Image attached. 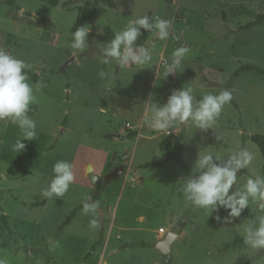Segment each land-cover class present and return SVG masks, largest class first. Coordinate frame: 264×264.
I'll list each match as a JSON object with an SVG mask.
<instances>
[{"label":"rangeland","instance_id":"rangeland-1","mask_svg":"<svg viewBox=\"0 0 264 264\" xmlns=\"http://www.w3.org/2000/svg\"><path fill=\"white\" fill-rule=\"evenodd\" d=\"M84 7L90 17L79 19ZM262 14L264 0H59L57 6L43 0H0V48L25 61V71L43 85L30 105L37 136L21 140L26 145L22 152L13 151L22 138L18 126L0 121V257L7 264H264V249L244 242L245 229L264 215L257 202L250 199L239 217L223 219L214 231L208 227L212 213L191 206L178 192L198 153L226 158L241 148L251 152L254 159L240 170L234 189L250 177H264V161L251 142L254 136L264 137V75L234 76L247 64L264 70V23L240 29ZM144 15L151 22L156 17L171 22L168 39H153L149 33L137 43L150 41L152 62L103 64L106 43ZM85 24L89 46L81 52L71 47L70 33ZM179 47L191 51L176 73L164 77L163 65ZM181 87L193 89L194 103L224 89L231 91L232 100L211 129L189 121L174 125L167 135L148 127L147 105L166 103ZM125 124L141 125L137 136L117 137L129 134ZM162 145L170 146L171 153ZM113 159L124 173L104 183ZM59 160L73 165L75 180L62 197H45ZM12 163L29 174L8 176ZM145 164L151 166L143 168ZM89 197V202H99L95 216L82 211ZM42 201L40 207L30 206ZM3 216L17 253L1 231ZM93 219L98 221L95 229L90 227ZM160 228L163 237L175 235L167 261L155 249L163 238H158Z\"/></svg>","mask_w":264,"mask_h":264},{"label":"clouds","instance_id":"clouds-1","mask_svg":"<svg viewBox=\"0 0 264 264\" xmlns=\"http://www.w3.org/2000/svg\"><path fill=\"white\" fill-rule=\"evenodd\" d=\"M153 33V39L166 40L170 35L171 22L156 17L151 22L147 15L129 21V24L114 34L103 50V64L116 61L121 67L136 65L143 66L152 62L149 51L150 41L137 44L141 30ZM90 27L85 24L70 33L71 47L84 51L88 46ZM191 50L188 47H179L172 53L171 62L164 63V77L174 74ZM29 65L0 48V121L8 120L18 126L21 139L13 145V151L22 152L26 145L21 140L32 141L37 136L36 122L28 116L30 105L36 101V92L43 87L37 83L35 87L28 82L25 71ZM143 69V68H141ZM104 75L103 72L100 73ZM232 100L231 91L224 89L218 94L207 93L194 103L193 89L181 87L173 90L166 103L151 102L145 108L144 123L158 132L171 134L169 129L174 125L187 124L189 121L201 129H211L220 116L224 106ZM254 156L245 148L232 152L225 158L212 152L198 153L192 167V174L183 179L178 192L184 200L195 208L205 209L209 215L225 209L227 217L223 219L231 222V218L239 217L245 208H248L250 199L258 203V208L264 210V177L248 178L240 189H234L240 170L247 168ZM53 176L46 189L45 197H62L74 182L73 165L65 160H59L53 165ZM234 189V190H232ZM230 190H232L230 192ZM86 198L82 202V211L85 215H96L99 208L98 201ZM220 220L219 215L216 216ZM90 227H98V221H90ZM244 242L252 249H264V215L258 217V223L249 224L245 229ZM53 247L58 241L52 240ZM0 264H7L0 257Z\"/></svg>","mask_w":264,"mask_h":264},{"label":"trees","instance_id":"trees-1","mask_svg":"<svg viewBox=\"0 0 264 264\" xmlns=\"http://www.w3.org/2000/svg\"><path fill=\"white\" fill-rule=\"evenodd\" d=\"M43 2L47 3V4L51 5V6H57L59 0H43ZM88 12L89 11L85 7H84V9H80L79 19L85 18V17H88V16L90 17V14L87 16ZM38 22L39 23H46L47 20L39 19ZM263 23H264V14L259 15L254 21L244 25L240 29L243 30V31H248V30L254 29V28L262 25ZM141 33L142 34L138 38L137 43L142 42V40L145 37V35L149 34L150 32H147V31L142 29ZM26 73H27V76L30 79L32 84L36 85L37 83H39V78H38V76L36 74H34V73L30 72V71H26ZM243 73H254V74H257V75H264V70L260 69L259 67L254 66V65L247 64V65H243L240 68H238L235 71L234 76L238 77V76H240ZM31 115H33V109L32 108H30V110L28 112V116H31ZM135 135H136L135 132L131 133V134L127 135V139L134 138ZM251 142L253 144H255L259 148L260 155H261V157H262V159L264 161V137H262V136H254V137L251 138ZM161 147H165L164 149L168 148V152L171 153V149L169 148L170 146L166 147L165 145H162ZM149 166H151V164H145L143 166V168H147ZM28 174H29V171L24 166H22L21 164H18V163H12L9 166L8 170H7V175L8 176H10V175H18L20 177H24V176H26ZM97 191H100V187L97 188ZM43 203H44V201L37 202V203L35 202V203L30 204V206L31 207H40V206L43 205ZM80 209H81V207H79L78 209H76L72 213H70V215L67 217L66 221L64 222L63 226L69 225L71 223V221L73 220V218L75 217L77 211H79ZM226 214H228V212L225 209H220L218 212H213L211 214V218H210V220L208 222V227L210 229L214 230V231H217L219 226H220V224H221V222H222V220H223V218H224V216ZM217 215H219L221 217L220 220L216 219ZM1 223H2L1 231L7 235L9 241L11 242V244L14 247L15 253H17L19 251L18 247H17V241L13 238L12 232L6 226V218L4 216L1 217Z\"/></svg>","mask_w":264,"mask_h":264},{"label":"water","instance_id":"water-1","mask_svg":"<svg viewBox=\"0 0 264 264\" xmlns=\"http://www.w3.org/2000/svg\"><path fill=\"white\" fill-rule=\"evenodd\" d=\"M72 61H74V59H72ZM66 65L64 66V68L66 67ZM208 86H210L209 83H208ZM117 137H119L121 140H127L126 136H117ZM112 162H113V165H112L113 169L110 172V174H108L104 178V183L109 182V181L117 178L118 176H120V175H122L124 173V167L123 166H117L115 161H114V159H113ZM91 171H92L91 168H88L87 174L89 175L92 184H95L96 183V177L91 173ZM174 239H175V235L174 234L167 233L161 240H159L155 244V249H157L162 255H164L166 261L169 258L170 246H171V244H172Z\"/></svg>","mask_w":264,"mask_h":264},{"label":"crops","instance_id":"crops-1","mask_svg":"<svg viewBox=\"0 0 264 264\" xmlns=\"http://www.w3.org/2000/svg\"><path fill=\"white\" fill-rule=\"evenodd\" d=\"M161 59V58H160ZM159 63H160V60H159V62H158V64H157V68H158V65H159ZM155 73V72H154ZM131 125V124H130ZM131 126H133V127H135L136 125H131ZM125 129H127V131H129V134H131V133H134L135 132V134H136V130H129L128 128H126V124H125ZM128 134V135H129ZM139 134V133H138ZM122 136H126L127 137V135H122ZM135 136H137V134L135 135ZM143 167V166H142ZM161 229V228H160ZM159 234H158V238L160 239V238H162L163 237V234H164V231L162 232V233H160V232H158ZM158 242V241H157Z\"/></svg>","mask_w":264,"mask_h":264},{"label":"built area","instance_id":"built-area-1","mask_svg":"<svg viewBox=\"0 0 264 264\" xmlns=\"http://www.w3.org/2000/svg\"><path fill=\"white\" fill-rule=\"evenodd\" d=\"M140 126L141 125H136L135 127H133L130 124H126V128H128L129 130H136V131H138V129H139ZM162 232H163V230L160 229V233H162Z\"/></svg>","mask_w":264,"mask_h":264}]
</instances>
